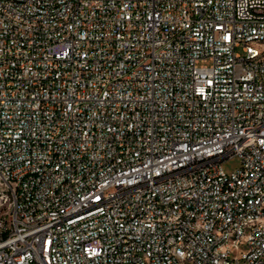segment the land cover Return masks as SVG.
<instances>
[{
    "label": "built area",
    "instance_id": "obj_1",
    "mask_svg": "<svg viewBox=\"0 0 264 264\" xmlns=\"http://www.w3.org/2000/svg\"><path fill=\"white\" fill-rule=\"evenodd\" d=\"M0 264H264V0H0Z\"/></svg>",
    "mask_w": 264,
    "mask_h": 264
},
{
    "label": "rangeland",
    "instance_id": "obj_2",
    "mask_svg": "<svg viewBox=\"0 0 264 264\" xmlns=\"http://www.w3.org/2000/svg\"><path fill=\"white\" fill-rule=\"evenodd\" d=\"M238 159L237 158H232L230 161H228L225 164L226 169L231 170L234 169L237 166Z\"/></svg>",
    "mask_w": 264,
    "mask_h": 264
}]
</instances>
